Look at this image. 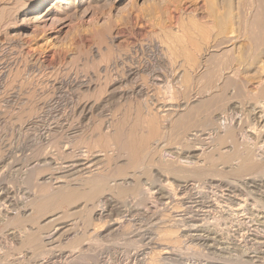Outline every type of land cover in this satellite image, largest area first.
<instances>
[{"label":"rangeland","instance_id":"374dc122","mask_svg":"<svg viewBox=\"0 0 264 264\" xmlns=\"http://www.w3.org/2000/svg\"><path fill=\"white\" fill-rule=\"evenodd\" d=\"M27 1L30 2L31 8L37 4L35 0ZM212 1L213 0H119L118 2L117 0H104L97 6L91 7L92 9H88L90 12L88 14L90 15L84 16L83 18H66V20H62L57 25L56 23L51 24V22H49L48 25L43 28L42 26L35 27V25L29 22V24L27 22L23 23L22 20L19 23L11 20L0 21V264H264V197H262V195L264 196V185L262 186V183L257 181V179L263 180L264 183V139L259 140L257 138L261 130H263L262 126H264L260 121V117H264V100H260L258 97L259 95H257L258 93L256 94L258 90H256L257 84L255 82H257V80H253L250 86H246V89L243 90L246 94L242 91V93H244L242 94L243 96L240 95L239 97L237 95L238 98H236L237 96H232V90L230 88V105L235 102L236 108H234L235 106H231L233 108H230V117H226L227 120L225 118L220 120L223 129L230 128V130L236 131H234L236 139H238L241 147L243 146L242 148L239 147V150L244 153L247 152V150L256 148L257 161H260L259 158L263 160L261 168L257 169L258 171L256 169L249 171L251 173L255 171L253 173L254 175L252 174L253 176H250L251 173L249 172H245L246 175L244 172H238V174H236V170H238L240 165L238 163L241 161L239 159L234 160L235 163L234 161L232 162L234 165H230L232 171L228 168H226L227 171L224 169V175L228 174V170L230 171V174L222 176L223 178L221 177L230 183V208H227L225 205V202H227L226 199L229 198V196H227L228 192H224V194H226L224 195L221 191L217 192L212 189L211 186L207 185L206 188H197L198 190L193 191L196 193L192 194H194L199 202H203V204L206 202V206L212 203L215 204V207L208 210L207 208H201V203H199L200 209L199 207L196 209L193 208L192 211L188 209V212L185 209V205L184 212L183 209H181L182 212H180V208H183L181 206H184L182 205L183 201L179 200L182 197V193H180V191H175V188L176 190H180L179 186L178 189L176 182H174V180H168L166 176H168L174 168H177L175 171L182 168H187L186 171H196L200 168L199 166L205 165L206 163L202 161L203 159L197 163L196 161L198 159H189L188 161L184 158L185 156H182V161H180L176 158L181 156L180 154L182 151L180 148L182 147L179 146L176 141L174 143L175 139L174 137L172 138L171 135H166L167 137H165V139L162 138L159 143L160 146L156 148V150L158 149L157 152L160 150L157 153L159 155H154L150 160L143 162L141 167L137 166L136 169H132L131 167V169L125 168L128 165L127 162H129L125 154L122 152L121 154L111 152V150H108L111 149V147H109L110 144H108L109 146L107 145L108 148L107 146L106 148L103 146L99 147V143L97 142V144L95 142L97 139L94 138V143H96V145L93 143L91 137L90 129L93 126H96L97 129L101 126L100 128L103 129V125L99 123L101 118H104V115L107 114L113 115L112 117L114 119L116 118L114 125L117 126V123L120 124L121 121L125 120V126L131 129L133 126H136L135 124L139 117L143 120L147 117L146 120H149L150 117L156 115V110H154L155 103L173 101L177 104L180 99H182L180 101H184L185 98L183 99L182 96L185 97V90L188 92L192 89L190 93L188 92V94L192 96V101L200 97L198 102L202 101L203 103V101L207 99V97L199 95V92L200 90L206 89L205 84L211 82L209 79H212V76L203 73L204 71L200 70L198 66L197 68H193L191 62H194V57L196 58L197 52L202 48L201 46H204V35L212 34L213 37L216 32V26L214 25L216 23V18L212 13V11L214 12L213 9L219 11L220 15L225 13L224 7L222 8L219 5L216 6V3H214L215 0ZM244 1H246L245 3L248 6L244 5L245 7H242L243 13L249 8L248 0ZM211 3H214V6ZM50 24L52 26H50ZM241 43L247 46L248 42L247 40H241ZM218 54L220 57H216L212 60L215 61L213 62L214 64L218 61L221 62L224 60L222 58H225L222 52ZM198 62L200 63V61ZM131 70L136 71L135 78L133 80H128L129 82L125 81V77ZM184 71L187 75L189 74V76H191L190 82L186 81L187 79L184 81L180 79L179 72H181V75L183 73L186 74ZM186 76L184 75L185 78ZM107 77L108 79H106ZM157 78L159 80L161 79V81H158ZM205 79L209 80V82ZM123 80L124 82H122ZM84 81L87 83L93 81V87L89 91L80 88L81 82L83 83ZM200 81L204 82L201 83ZM184 82H189V86L192 88L188 87V84ZM199 86L202 87L200 88ZM138 87L142 88V92H139ZM188 88L190 89L188 90ZM195 92L198 94L196 95ZM188 100H190L189 97ZM89 103L90 106L96 105L93 110V112H96L92 113V116H90V118L92 117L91 120L88 119L89 117L83 119L80 116L84 105ZM203 104H205V102ZM205 105H203V108ZM92 123L94 125H92ZM88 124H90V126ZM196 125H199V123ZM146 126L143 131H147L146 129L148 128ZM62 128L64 130H62ZM128 128L126 127V129ZM254 128L258 131L255 132ZM67 129L69 132H67ZM193 129L191 131H193ZM49 130H51V133L54 132L55 134L52 133L51 136H44L43 133ZM74 131H84L88 140L85 138V141L84 139L83 141L87 142V144L83 143L82 145L79 139H77L79 142L76 141L73 138L74 135H72ZM213 137H215V135H212V137L209 135L201 137L205 148L207 149L209 146L208 150H205L207 154L212 152L213 146L209 142L212 141ZM89 138H91L92 141ZM207 138H209V140ZM73 141L75 146H82V151H85L86 147L89 146L88 144H90L93 150H91V152H94L93 154L96 156L105 154V151H108L111 155L106 153L109 155H107V157L110 159L107 160H112L113 164L115 163L117 165L114 167V174L111 171V174L115 176H112L113 179H117L118 181L121 179L122 181L129 175L136 174L134 180L136 183L138 182L140 187L138 188L137 196L135 197L132 194L131 196L126 192L119 196L121 190L118 191L115 189L114 192L110 194V197L109 195L107 196L110 200L107 206H105L109 208H106L105 216L107 214L109 217L104 216V220L99 219V217L94 218V215L92 216L94 211L97 212L98 210L99 212L100 209L90 208V211H79L72 208V210L71 207L66 204L62 205L57 203L56 199L52 200L53 204L50 200L51 206L48 204V209L42 210V213L39 208L37 209L39 212L33 210L34 204L39 201V198L36 199L37 201H33L37 193L40 192L38 185L40 181L38 179L41 177L40 175H45L47 171H45V173L36 171L31 174L30 172L33 166L29 167V164L45 154L54 155V157L58 156V153H63L65 150V144H72ZM78 143L80 145H78ZM85 145L88 146L85 147ZM231 146H233L232 142H230V151L233 150ZM244 147L247 149L246 151L243 150L245 149ZM78 149L80 148H76V153L80 151ZM88 149L90 148L88 147ZM102 151L104 153H101ZM242 152L241 154H243ZM59 156H61V154ZM99 159H103V157H99ZM184 159L187 160V163ZM182 162L184 163L183 165ZM120 167H122L121 169H126L124 174L128 176L122 174L124 170L121 171L122 173H118L117 169ZM167 168L172 169V171ZM218 168L220 171L223 170V166L222 168L220 166ZM232 172L235 173L232 174ZM262 172L263 174H260ZM116 173L117 175H115ZM205 177L209 180H205ZM213 178L219 179L220 177L218 178V176L213 177L210 175L204 176L203 178L194 179L193 183L202 180L203 183H208L210 179L214 180ZM227 178L229 180H227ZM254 179H256L255 182L252 181ZM170 181L173 183L174 187L176 185L174 188L175 192L171 188L165 186V183L168 185ZM215 183L217 182L215 181ZM56 187L57 186H54V188ZM54 188H50V191L54 192V190H56ZM23 190H26V192ZM233 190L236 193L232 194V192H234ZM167 191H169V193ZM23 192H25L26 195ZM1 193L4 194L2 195ZM32 193L33 196H31ZM178 197L180 198L178 199ZM101 198L103 197L101 196ZM101 198H98L96 203ZM169 200L173 201L170 202ZM224 200L226 201L224 202ZM2 201L6 202L3 204ZM164 202L167 204L166 210ZM173 202L176 203L173 204ZM217 202H220L221 206L216 205ZM103 204L104 202L101 205ZM176 204L181 205L179 206V210ZM174 206L177 207L175 208ZM170 207L172 208L170 209ZM173 207L175 210H173ZM172 210L176 212L174 213ZM201 210H203V212H200ZM36 211L38 213H36ZM171 212L173 215L170 216ZM199 212L200 216L198 215ZM57 217H60L61 222H63L62 225L58 226V229L56 226H50L51 224H48L50 220ZM180 217V220H184L186 224H184L183 221L181 222L183 224L180 223L181 225H177L175 221L171 222L174 219L179 220ZM118 218L121 219L124 225H121L122 227L120 225L111 227L112 222L114 223V220ZM167 220L171 221L168 223ZM162 221L165 224L167 222L168 226L174 224L173 226L178 230V233L184 235L181 239H187L188 245L186 243H175L177 246L172 244V248L168 247L170 248V254L167 253L163 255L161 259L162 254L166 251L168 252V250H164L161 252L162 254L158 253L156 256L157 258H154H160L157 263L154 262V259L151 261L152 263L149 262L150 260L148 263L147 258L150 255L149 252H151L152 247L157 245L160 247V250L165 247L161 240L159 241L160 236L162 237L163 235L161 229H159L162 227ZM86 223H88L90 227L86 226ZM170 223L172 224L170 225ZM102 224L104 225L102 226ZM45 225H47L46 228ZM74 225L76 227H74ZM191 225L195 227V231L194 227ZM203 225L205 226L203 227ZM49 228L51 230L60 229V231H58L60 233L56 236L58 239H54L52 244L44 242V237L47 236ZM85 228L90 229L87 231ZM95 229L96 231L99 230L97 231L99 237L95 232L94 234L92 233ZM182 229L184 230L179 231ZM66 232L71 234H66ZM92 235H94V237H92ZM196 236L200 238L199 241H196ZM94 238H96V240ZM190 238H192V242H189V240L191 241ZM26 239L28 240L27 244L25 241ZM29 239L37 240V244H34V242L36 243L35 240L34 242L31 240L30 243L32 244L29 245ZM152 243H154V246Z\"/></svg>","mask_w":264,"mask_h":264},{"label":"bare ground","instance_id":"6f19581e","mask_svg":"<svg viewBox=\"0 0 264 264\" xmlns=\"http://www.w3.org/2000/svg\"><path fill=\"white\" fill-rule=\"evenodd\" d=\"M37 1V4H35L33 6V8L30 7V2L27 0H0V21H13V22H17L19 23L21 20L24 22H29L33 25H35V27H45L48 25L49 22H51V24L56 23L59 24L62 20H66V18H83L84 16L90 15L88 13H90L88 11V9H90L91 7H95L98 4H100L101 2H103L104 0H35ZM119 2V0H117ZM214 1V0H213ZM212 1V2H213ZM180 2V1H179ZM184 2V1H183ZM246 1L244 0H215L214 3H216L215 5H219L221 6L223 9H225V13L223 15H220V12L217 11L216 9H213L214 12L212 11V13L214 14L216 20H215V26H216V32L214 33L213 37L212 34H206L204 35V46H201L199 48H201L198 52H197V56L196 58L194 57V62L192 61V67H199L200 70H203V73H206L207 75H211L212 79L210 83H206V89L205 90H200L199 95L207 97V99H205L203 101V103L205 102V104L202 103V101H199V98L194 99L195 101H192L191 98L192 96L188 94V92L190 93V91L187 92V90H185V97H183L184 101H180L182 99L179 100V102L177 104H175L173 101L172 102H165V103H160L157 102L154 104V107L156 110V115L153 117H148L149 120H146L147 117L145 118V120L141 119V117H139V119L136 122V126H133L131 129L128 128V126H125V120L121 121L120 124L117 123V126L114 125L115 119L112 117L113 115L107 114L104 115V118H101L100 121V125H103V129L102 128H98L96 126H93L90 130H91V137L93 139V143H94V138L97 139V141H95L99 147H105L110 144L109 147H111V152L113 153H117V154H121V152L123 154H125L126 159L129 160L128 163V167L126 166L125 168H134L136 169L137 166L141 167L142 163L145 161L150 160L154 155H159L157 154V150L156 148H158L160 145L159 143L161 142L162 138L165 139V137H167L166 135H171L172 138L174 137V143L176 141V143L181 146L182 148L181 151L182 153L180 154L181 156H178L176 158H178L180 161H182L181 159L184 157L186 158L188 161L189 159H198L196 162H200V160L204 161L206 164L199 166L200 168L196 171L192 170V171H186L185 168H182L180 170L175 171V169L173 166V171L172 169H170V174H168V176H166V178L168 180H174V182H176L177 184V188L179 186L180 190H176V185L174 187L173 183H171V181L168 183H165V186L168 188H171L174 191H180V193H182V197L181 199H179L180 197H178L179 200L183 201L184 206L181 205H177L178 206V210H179V206L183 207L180 208L183 209L184 212V207L185 209L189 212L196 208L199 207V203H201V208H207L208 210L211 208H214L215 204H212L209 206H206L205 203L203 204V202H199V200H197V198L194 196V194L196 192H193L194 190H198L199 188H206L207 185L211 186L212 189H214L215 191H221L222 194H224V192H228L227 196H229L227 200V202H225L226 200H224L225 205L227 208H230V183L229 181H226V179H222V176H226L228 174H230V171H232V169H230V165H232L234 160H241L239 165V168L236 174H238V172L241 173H245V172H249L252 169H260L261 168V164L263 163V160H261V158H259L260 161H257L256 159V151L255 149L252 150H247L245 147V149H243L244 151L247 150V152H242L241 150H239V147H241V145L238 142V139H236V134L233 130H230V128L227 129H223L222 128V123L220 122V120H222V118L226 117H230V108H233L231 106H235V102L231 103L230 105V88H231V92H232V96L236 97L237 95L240 97V95L244 94L242 93L243 90H245L246 86H250V83L254 80H257V82H255L257 84V89L258 90L256 92L257 95H259V99L260 100H264V0H248L249 2V8L246 12H242V7L248 6L245 3ZM214 3L213 4L214 6ZM105 4V3H104ZM245 5V6H244ZM110 6V5H109ZM127 6V5H126ZM215 6V7H216ZM214 7V8H215ZM217 8V7H216ZM92 9V8H91ZM178 9V8H177ZM219 9V8H217ZM246 9V8H245ZM121 12V11H120ZM124 12V11H123ZM211 12V11H210ZM223 13V12H222ZM92 16V15H91ZM103 17V16H102ZM10 21V22H11ZM90 21V20H89ZM65 22V21H64ZM28 23V24H29ZM50 24V26H52ZM92 24V23H91ZM231 26V27H230ZM34 27V26H33ZM51 28V27H50ZM105 28V27H104ZM199 28V27H198ZM212 28V27H211ZM28 29V28H27ZM214 29V28H213ZM204 31V30H203ZM208 31V30H207ZM206 32V31H205ZM209 32V31H208ZM214 32V31H213ZM211 33V31H210ZM43 34V33H42ZM191 34V33H190ZM198 35V34H196ZM37 36V35H36ZM195 37V36H194ZM202 38V37H201ZM203 39V38H202ZM181 40V39H180ZM241 40H247V46L243 45L244 43H241ZM106 42V41H105ZM194 42V41H193ZM197 42V41H196ZM181 45V44H180ZM194 46V45H193ZM176 48V47H175ZM198 50V49H197ZM177 52V51H176ZM223 54V57L225 56V58H222L224 60H222L221 62H216L215 64L212 61L213 59H215L216 57H220L218 53ZM1 53V51H0ZM172 53V52H171ZM190 54V53H189ZM187 54V55H189ZM218 54V55H217ZM186 55V56H187ZM193 55V54H192ZM121 56V55H120ZM174 56V55H172ZM195 56V55H193ZM179 57V56H178ZM182 57V56H181ZM176 58V57H175ZM183 58V57H182ZM192 60V57H191ZM200 61V63L198 62ZM110 62V61H109ZM179 62V61H178ZM113 63V62H112ZM190 63V62H188ZM190 63V64H191ZM218 63V64H217ZM186 64V63H185ZM211 64V65H210ZM217 64V65H216ZM128 65V64H127ZM183 65V64H182ZM213 65V66H212ZM185 66V65H184ZM183 68V67H182ZM185 68V67H184ZM183 68V69H184ZM189 68V67H188ZM40 69V68H39ZM38 69V70H39ZM186 69V68H185ZM79 71V70H78ZM121 71V70H120ZM118 72V71H117ZM185 72V71H184ZM52 73V72H51ZM72 73V72H71ZM186 73V72H185ZM197 73V72H196ZM47 74V73H46ZM85 74V73H84ZM101 74V73H100ZM112 74V73H111ZM119 74V73H118ZM166 74V73H165ZM93 75V74H92ZM184 75L186 76V74H182L181 72H179V77L180 79H182L183 81L185 79H187L186 81L190 82V78L191 76H189V74L186 76V78L184 77ZM122 76V75H121ZM136 76V71H130L128 72V75L125 77V81L128 80H133ZM198 76V75H197ZM113 78V77H112ZM159 78V76H158ZM157 78V79H158ZM184 78V79H183ZM196 78V76H195ZM201 78V77H200ZM199 78V79H200ZM204 78V77H203ZM108 79V77L106 78ZM178 79V78H177ZM114 80V79H112ZM122 80V79H121ZM120 80V81H121ZM124 80L122 82H124ZM204 80V79H203ZM207 80V79H205ZM209 80H207L209 82ZM89 81V80H88ZM94 81V80H93ZM92 81V82H93ZM115 81V80H114ZM119 81V79H118ZM148 81V80H147ZM157 81V80H156ZM158 81H161V79ZM193 81V80H192ZM191 81V82H192ZM198 81V80H197ZM57 82V80H56ZM85 82V83H84ZM83 83L81 82L80 88L81 89H86V91L90 90L93 87L92 82L87 83L86 81H84ZM106 82V80H105ZM109 82V81H108ZM113 82V81H112ZM129 82V81H128ZM189 82H184L185 84H188L187 86H189ZM199 82V81H198ZM201 82V81H200ZM204 82V81H202ZM201 82V83H202ZM206 82V81H205ZM147 83V82H146ZM181 83V81H180ZM200 83V84H201ZM195 84V82H194ZM210 84V85H209ZM79 85V84H77ZM126 85V84H125ZM174 85V84H172ZM183 85V83H182ZM208 85V87H207ZM147 86V85H146ZM165 86V85H164ZM169 86V85H168ZM186 86V89H187ZM185 87V85H184ZM200 87V86H199ZM202 87V86H201ZM200 87V88H201ZM205 87V86H204ZM79 88V89H80ZM130 88V87H129ZM192 88V87H190ZM188 88V90L190 89ZM248 88V87H247ZM154 89V88H153ZM158 89V88H157ZM197 89V88H196ZM203 89V88H202ZM105 90V89H104ZM103 90V91H104ZM116 90V89H115ZM114 90V91H115ZM139 92H142V88L138 87ZM160 90V89H159ZM85 91V92H86ZM167 91V90H166ZM171 91V90H170ZM102 92V91H101ZM122 92V90H121ZM120 92V93H121ZM184 92V91H183ZM182 92V93H183ZM245 92V91H243ZM94 93V92H93ZM92 93V94H93ZM165 93V92H164ZM175 93V92H174ZM194 93V92H193ZM196 93V92H195ZM160 94V93H159ZM172 94V93H171ZM178 94V93H177ZM181 94V93H180ZM189 96H188V95ZM198 93H196L197 95ZM246 94V92H245ZM248 94V93H247ZM253 94V93H252ZM176 95V94H175ZM198 95V96H199ZM255 95V96H257ZM142 96V95H141ZM174 96V95H173ZM191 96V97H190ZM238 96L236 98H238ZM243 96V95H242ZM241 96V97H242ZM252 96V95H251ZM99 97V96H98ZM103 97V96H102ZM108 97V96H107ZM176 97V96H175ZM174 97V98H175ZM188 97L190 100H188ZM257 97V98H258ZM173 98V99H174ZM202 98V97H201ZM235 98V99H236ZM88 99V98H87ZM146 99V98H145ZM149 99V98H148ZM159 99V98H158ZM89 100V99H88ZM98 100V99H97ZM122 100V99H120ZM177 100V99H175ZM76 101V100H75ZM163 101V100H162ZM238 101V100H237ZM245 101V100H243ZM250 101V100H249ZM117 102V101H116ZM198 102V103H197ZM233 102V101H232ZM251 102V101H250ZM88 103V102H87ZM98 103V102H96ZM240 103V102H239ZM86 104V103H85ZM204 108H203V105ZM244 104V103H243ZM259 104V102H258ZM82 105V104H81ZM80 105V106H81ZM113 105V104H112ZM144 105V104H143ZM96 106V105H94ZM93 105L90 106V103L87 105H84L82 111H81V117L83 119H86L87 117H89L88 119L91 120L92 117L90 118V116H92L93 110L95 109ZM239 107V106H238ZM79 108V107H78ZM119 108V107H118ZM236 108V106L234 107ZM253 108V107H252ZM262 108V107H261ZM74 109V108H73ZM80 109V108H79ZM99 110V109H98ZM111 110V109H110ZM117 110V109H116ZM121 110V109H120ZM132 110V109H130ZM203 110V112H202ZM235 110V109H234ZM263 110V109H262ZM244 111V110H243ZM138 112V111H137ZM263 112V111H262ZM104 113V112H103ZM133 113V112H132ZM158 113V115H157ZM255 113V112H254ZM260 113V112H259ZM141 115V114H140ZM160 115V116H159ZM56 116V115H55ZM126 116V115H125ZM139 116V115H138ZM142 116V115H141ZM146 116V115H145ZM103 117V116H102ZM263 116L260 117V121L261 124L264 125V117ZM57 118V117H56ZM32 120V119H31ZM94 120V119H93ZM130 120V119H129ZM227 120V119H226ZM41 121V119H40ZM75 121V120H74ZM97 121V120H96ZM259 121V123H260ZM43 122V121H42ZM119 122V121H118ZM247 122V121H246ZM40 123V122H39ZM57 123V122H56ZM134 123V122H133ZM197 123H199V125H196ZM25 124V123H24ZM91 124V122H90ZM90 124H88L90 126ZM116 124V123H115ZM147 126H146V125ZM32 125V124H31ZM66 125V124H65ZM92 125H94L92 123ZM148 128L146 129L147 131H143L145 126ZM252 125V124H251ZM256 125V124H255ZM62 126V125H61ZM85 126V125H84ZM60 127V126H58ZM57 127V128H58ZM64 127V126H63ZM126 127L128 129H126ZM143 127V128H142ZM254 127V126H253ZM263 130H261V133L259 134V137H257L259 140L264 139V126H262ZM52 128V127H51ZM61 128V127H60ZM71 128V127H70ZM69 128V129H70ZM195 128V129H193ZM33 129V128H32ZM77 129V128H76ZM193 129V131H191ZM255 129V128H254ZM40 130V129H39ZM48 130V129H47ZM59 130V129H58ZM62 130H64L62 128ZM68 130V129H67ZM73 130V129H72ZM86 130V129H85ZM88 130V129H87ZM89 130V131H90ZM100 130V131H99ZM60 131V130H59ZM71 131V130H70ZM81 131V130H80ZM80 131H74L72 135H74V139L76 141H78L77 139L80 140V143L83 145V143L87 144V142L85 141V138L88 140L87 135H85L84 131L80 132ZM243 131V129H242ZM258 131L255 129V132ZM66 132V130H65ZM69 132V130L67 131ZM250 132V131H249ZM30 133V132H29ZM54 133V132H52ZM51 130L44 132V136H51L52 135ZM87 133V132H86ZM90 133V132H89ZM55 134V133H54ZM63 134V133H62ZM70 134V133H69ZM242 134V133H241ZM256 134V133H255ZM204 135H209L210 137H212V135H215V137L210 138L212 139L211 145L213 146L212 148V152L209 154H207L205 152V150H208L205 148V145L203 144V140L201 139L202 136ZM248 135V134H247ZM168 136V137H169ZM71 137V136H70ZM69 137V138H70ZM170 138V137H169ZM171 138V139H172ZM72 139V138H71ZM84 139V141H83ZM91 141L92 139L89 138ZM209 140V138H207ZM47 140V139H46ZM86 140V141H87ZM207 140V141H208ZM68 141V140H67ZM90 141V143H91ZM205 141V140H204ZM248 141V140H247ZM264 141V140H263ZM60 142V141H59ZM79 142V141H78ZM230 142H232L233 146H231L233 148L232 151H230ZM241 142V141H240ZM256 142V141H255ZM259 142V141H258ZM67 143V142H66ZM70 143V142H68ZM94 143V144H96ZM74 141L72 142V144H65V150L63 151V153H60L61 156H59L60 154L58 153L57 155L59 156H51V155H44L41 158L39 157L38 159L34 160L32 163H30L29 161V167H32L31 170V174L36 172V171H42V173H45V171H47V173L45 175H40L41 177L38 179L40 181V183H38L39 185V190L41 194L37 193V196H35V198L33 199L36 200L38 199L39 201H37L33 207V210H37L38 208L41 209V213L43 212L42 210H46L48 206V204H50L51 206V201L56 199L57 203L60 204H66L68 206L71 207V209L73 208L74 210H79V211H85L88 210L90 211V208H94V209H100L99 212L97 210L94 211L92 214V216L94 215L95 217H99V219H103L105 216V212H106V208L105 206H107V203H109L108 199V195L110 197V194L114 192L115 189H117L118 191L121 190L119 192V196L122 194L129 193L130 195H134L135 197L137 196L138 193V182L136 183V181L134 180L136 174L134 173V175H127L128 177L124 178L122 181L121 179L118 181L117 179H113V177H115L114 175L111 174L114 172V167L117 166L115 163L113 164V161H109V157H107V155L109 154L108 151H105V154L102 155H95L91 152L92 148L90 147V144L85 145L88 146L90 149H88V147H86L85 151H82L81 147H78L77 145L75 146ZM93 144V145H94ZM96 144V145H97ZM252 144V143H251ZM78 145H80L78 143ZM169 145V144H168ZM176 145V144H175ZM240 145V146H238ZM107 146V148H108ZM171 146V145H170ZM256 146V144H255ZM95 147V146H94ZM93 147V148H94ZM243 147V146H242ZM241 147V148H242ZM248 147V145H247ZM251 147V146H250ZM257 147V146H256ZM9 148V147H8ZM15 148V147H14ZM76 148H80L78 150H80L78 153H76ZM96 148V147H95ZM205 148V149H204ZM249 148V147H248ZM98 149V148H97ZM96 149V151H97ZM102 149V148H100ZM104 149V148H103ZM179 149V150H180ZM23 150V149H22ZM59 150V149H58ZM211 150V149H210ZM18 151V150H17ZM62 151V150H61ZM93 151V150H92ZM95 151V149H94ZM104 151V150H103ZM101 153H104V152ZM172 151V150H171ZM243 154H241V152ZM43 152V151H42ZM177 152V151H176ZM96 153V152H95ZM98 154H100L99 152H97ZM108 153V154H106ZM112 153V154H113ZM173 153V152H172ZM40 154V153H39ZM43 154V153H42ZM114 154V155H115ZM179 154V153H177ZM111 155V154H109ZM108 155V156H109ZM172 155V154H171ZM175 155V154H173ZM120 156V155H119ZM176 156V155H175ZM183 156V157H182ZM259 156V155H258ZM18 157V156H17ZM31 157V156H30ZM99 157H103V159H99ZM20 158V157H19ZM24 158V157H23ZM123 158V157H122ZM4 159V158H3ZM109 159V160H107ZM184 159L187 163V160ZM31 160V159H30ZM123 160V159H122ZM127 160V161H128ZM3 161V160H2ZM18 161V160H16ZM119 161V160H118ZM172 161V160H169ZM192 161V160H190ZM9 162V161H8ZM179 162V161H178ZM195 162V161H194ZM193 162V163H194ZM195 162V163H196ZM237 162V161H236ZM239 162V161H238ZM6 163V162H5ZM118 163V162H117ZM185 163V164H186ZM189 163V162H188ZM196 163V164H197ZM235 163V161H234ZM7 164V163H6ZM18 164V162H17ZM26 164V163H25ZM149 164V163H148ZM156 164V163H155ZM184 163L182 162V165ZM191 164V163H190ZM237 164V165H238ZM11 165V164H10ZM9 165V166H10ZM145 165V164H144ZM152 165V164H151ZM176 165V164H175ZM201 165V164H199ZM234 165V164H233ZM28 166V165H25ZM123 166V165H122ZM181 166V165H180ZM192 166V164H191ZM195 166V165H194ZM223 166V170L220 171V169L218 167ZM11 167V166H10ZM22 167V166H21ZM124 167V166H123ZM163 167V166H162ZM198 167V166H197ZM2 168V167H1ZM27 168V167H26ZM117 168V167H116ZM122 167L118 168V173H120L121 171L124 170L121 169ZM130 168V169H131ZM147 168V166H146ZM192 168V167H191ZM226 168H228V174L224 175V171L226 170ZM232 168V166H231ZM236 168V169H237ZM6 169V168H5ZM18 169V168H17ZM16 169V170H17ZM168 169V168H167ZM168 169V170H169ZM225 169V170H224ZM2 170V169H1ZM15 170V168H14ZM19 170V169H18ZM26 170V169H25ZM116 170V171H117ZM138 170V169H137ZM3 171V170H2ZM7 171V170H6ZM10 171V170H9ZM23 171V169H22ZM115 171V172H116ZM128 171V170H127ZM166 171V170H165ZM227 171V170H226ZM235 171V172H236ZM258 171V170H257ZM262 171V170H261ZM4 172V171H3ZM12 172V171H11ZM18 172V171H17ZM20 172V170H19ZM124 172H126V169L123 171L122 174H124ZM136 172V171H135ZM148 172V171H147ZM174 172V173H173ZM235 172H232L235 173ZM255 171H253L254 173ZM24 173V172H22ZM29 173V172H28ZM29 173V174H30ZM138 173V172H137ZM143 173V172H142ZM251 173V172H249ZM247 173V174H249ZM251 173L250 176H253L254 174ZM17 174V173H16ZM111 174V175H110ZM114 174V173H113ZM145 174V173H144ZM163 174V173H162ZM253 174V175H252ZM260 174H263L260 173ZM28 175V174H27ZM117 175V173L115 174ZM125 175V174H124ZM125 175V176H126ZM146 175V174H145ZM218 176L219 179L217 178H213L214 180L210 179V182L203 183L202 181H198L196 183H193V180L196 178H203L204 176ZM235 175V174H234ZM246 175V173H245ZM259 175V174H258ZM24 176V175H23ZM113 176V177H112ZM153 176V175H152ZM240 176V175H239ZM242 176V175H241ZM244 176V174H243ZM261 176V175H260ZM118 177V176H117ZM164 177V176H163ZM222 177V178H221ZM230 177V175H229ZM228 177V178H229ZM238 177V176H237ZM255 177V176H254ZM257 177V176H256ZM264 177V175H263ZM121 178V175H120ZM164 178V179H166ZM226 178V177H225ZM227 178V180H229ZM30 179V178H29ZM113 179V181H112ZM137 179V178H136ZM166 179V180H167ZM208 179L207 177H205V180ZM237 179V178H236ZM257 179V178H256ZM252 180L255 182V180ZM262 179V176H261ZM264 179V178H263ZM32 180V179H31ZM209 180V179H208ZM207 180V181H208ZM212 180V181H211ZM30 181V180H29ZM42 181V182H41ZM215 181L217 183H215ZM258 182L262 183V186L264 185L263 180H258ZM6 182V181H5ZM152 182V181H151ZM168 182V181H167ZM192 182V183H190ZM195 182V181H194ZM251 182V181H250ZM253 182V183H254ZM28 183V182H27ZM114 183V184H112ZM140 183V182H139ZM156 183V182H155ZM245 183V182H244ZM142 184V183H141ZM258 184V183H257ZM24 185V184H23ZM75 185V186H73ZM162 185V183H161ZM164 185V184H163ZM233 186H236L234 184H232ZM238 185V184H237ZM255 185V184H254ZM261 185V184H260ZM25 186V185H24ZM54 186H57L56 188H54ZM143 186V185H142ZM155 186V185H154ZM144 187V186H143ZM255 187V186H254ZM253 187V188H254ZM50 188H54L56 190H54V192L50 191ZM178 188V189H179ZM198 188V189H197ZM236 188V187H235ZM38 189V188H37ZM149 189V188H147ZM145 189V190H147ZM200 189V190H201ZM232 189V188H231ZM238 189V187H237ZM234 189V190H237ZM242 189V188H241ZM257 189V188H256ZM6 190V189H5ZM17 190V189H16ZM29 190V189H28ZM53 190V189H52ZM233 190V191H234ZM260 190V188H259ZM1 191V190H0ZM11 191V190H10ZM22 191V190H21ZM26 192V190H23ZM51 193H50V192ZM140 191V189H139ZM143 191V189H142ZM162 191V190H161ZM171 191V190H170ZM172 191V192H173ZM174 191V192H175ZM16 192V191H15ZM14 192V193H15ZM25 192H23L25 194ZM164 192V191H163ZM169 193V191H167ZM176 192V193H178ZM232 192V191H231ZM239 192V191H238ZM264 192V190H263ZM6 193V192H5ZM18 193V192H17ZM50 193V194H49ZM147 193V192H146ZM167 193V194H168ZM194 193V194H192ZM204 193V192H203ZM236 193L235 191L232 192ZM2 194V193H1ZM4 194V193H3ZM2 194V195H3ZM28 194V192H27ZM39 194V195H38ZM152 194V192H151ZM179 194V193H178ZM242 194V193H241ZM18 195V194H17ZM26 195V194H25ZM116 195V193H115ZM131 195V196H132ZM170 195V194H169ZM208 195V194H207ZM226 195V194H224ZM238 195V194H237ZM33 196V193L32 195ZM101 196L103 198H101ZM164 196V195H163ZM168 196V195H167ZM166 196V197H167ZM172 196V195H171ZM170 196V197H171ZM175 196H179V195H175ZM174 196V198H175ZM221 196V195H220ZM243 196V195H242ZM241 196V197H242ZM12 197V196H11ZM15 197V196H13ZM117 197V196H116ZM129 197V196H128ZM152 197V196H151ZM195 197V198H194ZM262 197H264L262 195ZM2 198V197H1ZM8 198V197H7ZM10 198V197H9ZM30 198V197H29ZM98 198H101L97 203L96 200ZM115 198V197H114ZM132 198V197H131ZM163 198V197H162ZM169 198V196H168ZM173 198V199H174ZM222 198V197H221ZM240 198V197H239ZM252 198V197H251ZM13 199V198H12ZM11 199V200H12ZM21 199V198H20ZM118 199V198H117ZM134 199V198H132ZM199 199V198H198ZM244 199V198H243ZM256 199V198H255ZM4 200V199H3ZM8 200V199H7ZM6 200V201H7ZM32 200V199H31ZM51 200V201H50ZM138 200V199H137ZM178 200V202H179ZM198 202H197V201ZM4 201V202H6ZM151 201V200H150ZM166 201V199H165ZM170 201V200H169ZM173 201V200H171ZM170 201V202H171ZM218 201V200H216ZM232 201V200H231ZM241 201V200H240ZM4 202L2 201V203L4 204ZM29 202V201H28ZM49 202V203H48ZM104 202L103 205H101ZM128 202V201H127ZM132 202V201H131ZM134 202V201H133ZM259 202V201H258ZM8 203V202H7ZM55 203V201H54ZM111 203V202H110ZM130 203V202H129ZM137 203V202H136ZM155 203V202H154ZM157 203V202H156ZM176 202H173V204ZM233 203V202H232ZM231 203V204H232ZM10 204V203H9ZM53 204V201H52ZM99 204V205H98ZM135 204V203H134ZM165 204V202H164ZM222 204V203H221ZM235 204V203H233ZM239 204V203H238ZM244 204V203H243ZM256 204V203H255ZM258 204V203H257ZM260 204V203H259ZM22 205V204H21ZM167 204H165V210H166V206ZM172 205V204H171ZM216 205H220V202H217ZM236 205V204H235ZM245 205V204H244ZM5 206V205H4ZM19 206V205H18ZM54 206V205H53ZM57 206V205H56ZM93 206V207H92ZM149 206V205H148ZM170 206V205H169ZM177 206H174L175 208ZM223 206V205H222ZM25 207V205H24ZM100 207V208H98ZM114 207V206H113ZM112 207V208H113ZM132 207V206H131ZM173 207V210H175V208ZM239 207V205H238ZM260 207V206H259ZM53 208V207H51ZM135 208V207H134ZM169 208V207H168ZM172 207H170L171 209ZM218 208V207H217ZM232 208V207H231ZM2 209V208H1ZM16 209V208H15ZM25 209V208H23ZM48 209V208H47ZM59 209V208H58ZM72 209V210H73ZM109 209V208H107ZM140 209V208H139ZM142 209V208H141ZM189 209V210H188ZM200 209V207H199ZM197 209V210H199ZM26 210V209H25ZM56 210V209H54ZM157 210V209H156ZM164 210V209H163ZM168 210V209H167ZM172 210V211H173ZM185 210V211H186ZM214 210V209H213ZM212 210V211H213ZM229 210V209H228ZM239 210V209H237ZM38 211V210H37ZM36 211V213H38ZM78 211V212H79ZM101 211V212H100ZM113 211V210H111ZM115 211V210H114ZM153 211V210H152ZM171 211V210H168ZM167 211V212H168ZM177 211V209H176ZM176 211H173L174 213ZM211 211V212H212ZM263 211V210H262ZM7 212V211H6ZM29 212V211H28ZM32 212V211H31ZM61 212V211H60ZM117 212V211H116ZM156 212V211H155ZM179 212V211H178ZM182 212V210L180 211ZM200 212H203V210H201ZM200 212H199V216H200ZM206 212V211H205ZM210 212V211H209ZM216 212V211H215ZM239 212V211H238ZM69 213V212H68ZM73 213V212H72ZM75 213V212H74ZM86 213V212H85ZM166 213V211H165ZM193 213V212H191ZM197 213V212H196ZM1 214V213H0ZM3 214V213H2ZM5 214V213H4ZM162 214V213H161ZM187 214V213H186ZM185 214V215H186ZM189 214V213H188ZM241 214V213H240ZM7 215V214H6ZM25 215V214H23ZM85 215V214H84ZM140 215V214H139ZM152 215V214H151ZM154 215V213H153ZM173 215V213L171 212L170 216ZM179 215V214H178ZM184 215V216H185ZM210 215V214H209ZM234 215V214H233ZM257 215V214H256ZM49 216V215H48ZM89 216V214H88ZM106 216L109 217V215L106 214ZM105 216V217H106ZM181 216V215H179ZM183 216V215H182ZM220 216V215H219ZM41 217V216H40ZM112 217V216H111ZM175 217V216H174ZM178 217V216H177ZM197 217V216H196ZM234 217V216H233ZM26 218V217H25ZM88 218V217H87ZM92 218V217H91ZM213 218V217H212ZM263 218V217H262ZM14 219V217H13ZM31 219V218H30ZM171 219V218H170ZM181 217L179 218V220H170L171 222L175 221L177 225H181L183 223H181L182 221L184 222V220H180ZM185 219V218H184ZM187 219V217H186ZM190 219V218H189ZM210 219V218H209ZM25 220V219H24ZM63 220V219H62ZM88 220V219H87ZM93 220V219H92ZM104 220V219H103ZM106 220V219H105ZM163 220V219H162ZM165 220V219H164ZM188 220V219H187ZM217 220V219H216ZM229 220V219H228ZM30 221V220H29ZM100 221V220H99ZM166 221V220H165ZM168 221V220H167ZM168 221V223L170 222ZM180 221V222H179ZM186 221V220H185ZM189 221V220H188ZM187 221V222H188ZM191 221V220H190ZM197 221V220H196ZM158 222V221H157ZM179 222V224H178ZM195 222V221H192ZM89 223V222H88ZM88 223H86V226H89ZM98 223V222H97ZM105 223V222H104ZM162 227H160L159 229H161L163 235L162 237L160 236L159 241L161 240V242L164 244V248L160 250V247H158L157 245H155V247L151 248V252L149 257L147 258V262H151L158 253L163 252L164 250H168V252H164L162 254L161 259L163 258V255H166L167 253H169L170 248H172V244L175 243H188V241L186 240H182L181 237H183V234H179L178 230H176V228H174V224L172 226H168L167 222L166 224L162 221ZM181 223V224H180ZM191 223V222H190ZM235 223V222H234ZM254 223V222H253ZM48 224L50 226H56L58 229V226L62 225L63 222H61V218L57 217L55 219H52L48 222ZM47 224V225H48ZM90 224V223H89ZM106 224V223H105ZM172 223H170L171 225ZM175 224V225H176ZM184 224H186L184 222ZM189 224V223H188ZM187 224V225H188ZM194 224V223H193ZM196 224V223H195ZM209 224V223H208ZM242 224V223H241ZM5 225V224H4ZM45 225V228L46 226ZM48 225V226H49ZM77 225V224H76ZM104 224H102L103 226ZM115 225H124V223L121 221V219H117L114 220V223L112 222L111 227H114ZM126 225V223H125ZM146 225V224H144ZM160 225V224H159ZM206 225V224H205ZM203 225V227L205 226ZM260 225V224H259ZM73 226V225H71ZM161 226V225H160ZM185 226V225H182ZM190 226V225H189ZM193 226V225H191ZM197 226V224H196ZM209 226V225H208ZM247 226V225H246ZM74 227H76L74 225ZM90 227V226H89ZM110 227V228H111ZM122 227V226H121ZM130 227V225H129ZM186 227V226H185ZM194 227V226H193ZM191 227V228H193ZM201 227V226H200ZM202 227V228H203ZM53 228V227H51ZM55 228V227H54ZM62 228V227H61ZM80 228V227H79ZM87 228V227H86ZM85 228V229H86ZM92 228V226H91ZM97 228V227H96ZM101 228V227H100ZM188 228V227H187ZM199 228V227H197ZM71 229V228H70ZM68 229V230H70ZM84 229V228H83ZM90 229V228H89ZM89 229H86L87 231H89ZM178 229V228H177ZM180 229V228H179ZM189 229V228H188ZM44 230V229H43ZM179 230V231H183ZM186 230V229H185ZM191 230V229H190ZM189 230V232H190ZM197 230V229H196ZM202 230V229H201ZM204 230V228H203ZM218 230V229H217ZM239 230V229H238ZM253 230V229H252ZM25 231V230H24ZM59 230H55V229H50L48 231V234L46 237H44V242H48L47 244H52L54 242V239H58L56 238V236L60 233L58 232ZM72 231V230H71ZM70 231V232H71ZM99 231V230H97ZM96 231V229L92 232L94 234V232L97 234V236L99 235L98 232ZM101 231V230H100ZM117 231V230H116ZM134 231V230H133ZM193 231V229H192ZM194 231H195V227H194ZM199 231V230H197ZM221 231V230H220ZM256 231V230H255ZM29 232V230H28ZM148 232V231H147ZM188 232V231H186ZM188 232V233H189ZM34 233V232H32ZM68 232H66L67 234ZM72 233V232H71ZM71 233H68L69 235ZM91 233V230H90ZM89 233V234H90ZM91 233V234H92ZM100 233V232H99ZM259 233V232H258ZM36 234V233H35ZM64 234V233H63ZM65 234V235H66ZM95 234V235H96ZM158 234V233H157ZM16 235V234H15ZM32 235V234H31ZM64 235V236H65ZM122 235V234H121ZM128 235V234H127ZM160 235V234H159ZM182 235V236H181ZM24 236V235H23ZM124 236V235H123ZM187 236V234H186ZM185 236V237H186ZM201 236V235H200ZM229 236V235H228ZM28 237V236H27ZM59 237V236H58ZM85 237V236H84ZM91 237V236H90ZM92 237H94V235H92ZM99 237V236H98ZM110 237V236H109ZM191 237V236H190ZM193 237V236H192ZM195 237V236H194ZM198 236H196V241H199V237L197 239ZM217 237V236H216ZM235 237V236H234ZM15 238V237H14ZM30 238V237H29ZM126 238V237H125ZM189 238V236H188ZM203 238V237H202ZM82 239V238H81ZM85 239V238H84ZM96 240V238H94ZM99 239V238H98ZM158 239V238H157ZM191 241L189 240V242H192V238H190ZM230 239V238H229ZM32 240V242H34L35 239H29V245H31L32 243H30ZM60 240V237H59ZM71 240V239H70ZM94 240V241H95ZM120 240V239H119ZM205 240V239H204ZM203 240V242H204ZM2 241V240H1ZM26 244L28 242V240L26 239ZM36 243L34 242V244H37V240H35ZM81 241V240H80ZM227 241V239H226ZM154 242V241H152ZM157 242V241H156ZM160 242V243H161ZM201 242V241H200ZM256 242V241H255ZM264 242V241H263ZM6 243V242H5ZM11 243V242H10ZM93 243V242H92ZM148 243V242H147ZM96 244V243H95ZM99 244V243H98ZM113 244V243H112ZM154 246V243H152ZM151 244V245H152ZM157 244V243H155ZM198 244V243H197ZM253 244V243H252ZM25 245V244H24ZM39 245V244H38ZM41 245V244H40ZM91 245V243H90ZM168 245V246H166ZM176 245V244H175ZM188 245V244H187ZM33 246V245H32ZM31 246V247H32ZM47 246V245H46ZM92 246V245H91ZM94 246V245H93ZM98 246V245H97ZM107 246V245H106ZM115 246V245H114ZM139 246V245H138ZM177 246V245H176ZM184 246V245H183ZM196 246V245H195ZM237 246V245H236ZM28 247V246H27ZM30 247V248H31ZM101 247V245H100ZM105 247V246H104ZM163 247V246H162ZM170 247V248H168ZM191 247V246H190ZM23 248V247H22ZM38 248V247H37ZM74 248V247H73ZM97 248V247H96ZM120 248V247H119ZM134 248V247H133ZM132 248V249H133ZM182 248V247H181ZM198 248V247H197ZM258 248V247H257ZM262 248V247H261ZM42 249V248H41ZM49 249V248H48ZM122 249V248H121ZM55 250V249H54ZM144 250V249H143ZM172 250V249H171ZM15 251V250H14ZM23 251V250H22ZM26 251V249H25ZM83 251V250H82ZM61 252V251H60ZM128 252V251H127ZM186 252V250H185ZM148 253V254H149ZM256 253V252H254ZM91 254V253H90ZM159 254V255H161ZM170 254V253H169ZM218 254V253H217ZM19 255V254H18ZM142 255V254H141ZM198 255V254H196ZM255 255V254H254ZM131 256V255H130ZM182 256V255H181ZM220 256V255H218ZM241 256V255H240ZM253 256V255H252ZM10 257V256H9ZM239 257V256H238ZM27 258V257H26ZM103 258V257H102ZM157 258V257H156ZM159 258V257H158ZM194 258V257H192ZM77 259V258H76ZM123 259V258H122ZM206 259V258H205ZM210 259V257H209ZM236 259V258H235ZM154 262H158L159 259H154ZM165 260V259H164ZM216 260V259H215ZM148 262V263H149ZM153 262V263H154ZM164 262V261H163ZM162 262V263H163ZM189 262V261H188ZM54 263V262H53ZM152 263V262H151ZM184 263V262H183ZM13 264V263H12ZM85 264V263H84ZM145 264V263H144ZM159 264V263H158ZM246 264V263H245Z\"/></svg>","mask_w":264,"mask_h":264}]
</instances>
